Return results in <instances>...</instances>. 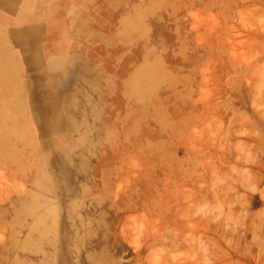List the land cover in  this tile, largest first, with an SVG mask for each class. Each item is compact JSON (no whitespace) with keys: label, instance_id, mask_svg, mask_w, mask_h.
Masks as SVG:
<instances>
[{"label":"rangeland","instance_id":"rangeland-1","mask_svg":"<svg viewBox=\"0 0 264 264\" xmlns=\"http://www.w3.org/2000/svg\"><path fill=\"white\" fill-rule=\"evenodd\" d=\"M9 59L47 96L0 104V264H264V0H115L98 66Z\"/></svg>","mask_w":264,"mask_h":264},{"label":"crops","instance_id":"crops-1","mask_svg":"<svg viewBox=\"0 0 264 264\" xmlns=\"http://www.w3.org/2000/svg\"><path fill=\"white\" fill-rule=\"evenodd\" d=\"M114 48L115 0H0V60L10 58L17 73L82 58H96L98 66L104 51ZM25 85L1 79L0 103L8 93L16 100L25 97L24 88L31 101L47 96L39 91V82L27 80ZM55 105L46 110H56ZM110 174L109 188L115 193V166Z\"/></svg>","mask_w":264,"mask_h":264},{"label":"bare ground","instance_id":"bare-ground-1","mask_svg":"<svg viewBox=\"0 0 264 264\" xmlns=\"http://www.w3.org/2000/svg\"><path fill=\"white\" fill-rule=\"evenodd\" d=\"M37 100V99H36ZM43 100H45V99H43ZM43 100H41V101H43ZM1 104V103H0ZM3 104V103H2ZM46 104V103H45ZM47 105V104H46ZM2 106V105H1ZM4 106V105H3ZM5 106H6V104H5ZM3 108V107H2ZM43 108V107H42ZM0 110H1V108H0ZM41 110V109H40ZM46 110V109H45ZM4 111H5V109H4ZM2 113V112H1ZM4 113V112H3ZM1 115V114H0ZM3 116V115H2ZM4 117V116H3ZM1 118V117H0ZM48 125V124H47ZM50 125H51V123H50ZM6 133V132H5ZM3 139V138H2ZM0 142H2V141H0ZM3 144V143H2ZM3 146V145H2ZM7 147V146H6ZM6 149V148H5ZM26 167V166H25ZM27 175V174H26ZM27 177H28V175H27Z\"/></svg>","mask_w":264,"mask_h":264}]
</instances>
